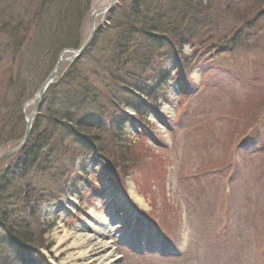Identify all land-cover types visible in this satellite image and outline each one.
Segmentation results:
<instances>
[{
  "label": "rangeland",
  "instance_id": "rangeland-1",
  "mask_svg": "<svg viewBox=\"0 0 264 264\" xmlns=\"http://www.w3.org/2000/svg\"><path fill=\"white\" fill-rule=\"evenodd\" d=\"M193 1L209 6L199 44L182 50L163 44L144 73L141 87L152 86L157 73H169L150 103L153 109L144 108L138 118L130 108L121 111L122 104L106 107L107 120L114 114L127 119L122 135L134 162L123 164L127 175L107 171L95 154L80 160L66 187L59 188L62 197L55 205L38 207L43 247L28 246L23 254L20 247L14 249L17 264H69L65 260L72 252L71 240L59 245L55 232H91L97 224L91 209L108 220L107 241L117 264H264V17L243 29L240 46L224 51L219 43L246 26L240 21L242 11L234 14L233 9L252 0ZM225 1L234 7L231 11L222 10ZM109 2L0 0V152L13 146L11 127L4 120L11 87L9 99H2L11 76L24 83V96L35 95L61 52L53 50L54 42L65 38L64 43L80 47L92 12ZM119 5L115 0L109 11ZM108 13L94 19L95 31L107 27L98 38L101 45L115 34ZM69 57L61 55L65 61L59 76L78 59ZM82 57L78 60L87 61ZM32 107L28 104L27 115ZM58 130L64 135L65 130ZM17 154L0 161V171L15 163ZM41 174L31 170L26 182L35 184ZM155 225L169 238L158 234ZM135 226L138 244L132 249L134 241L131 246L124 241ZM3 251L0 260L9 258Z\"/></svg>",
  "mask_w": 264,
  "mask_h": 264
},
{
  "label": "trees",
  "instance_id": "trees-1",
  "mask_svg": "<svg viewBox=\"0 0 264 264\" xmlns=\"http://www.w3.org/2000/svg\"><path fill=\"white\" fill-rule=\"evenodd\" d=\"M120 5L119 9L109 11L107 15L115 34L108 35L107 42L101 45L98 38L105 35L107 27L96 29L82 55V59L87 58V61L81 62L78 58L68 67L54 86L50 107L45 97L42 104L48 107L44 113L49 120L38 116L35 119L28 145L22 150L25 163L0 171V249H4L5 254L9 253V258L0 260V264H15L13 262L18 257L14 249L20 245L27 244L35 249L43 247L45 231L36 225L35 207L60 194L59 188L65 183L79 153L83 155L95 150L106 166L118 173L125 172L123 164L134 163L128 159L127 143L122 135L126 119L116 117L107 123L106 107L116 108L122 104L124 108L135 110L137 117L142 116V110L151 107L150 103L155 102L156 96L162 92V85L169 78V74L162 71L158 79L152 81V90L149 91L148 86L141 87L151 59L157 56V50L163 44L171 49L198 45L199 34L206 25V13L209 12L208 4L193 0H120ZM222 5L224 11L234 8L229 7L226 1ZM235 9L234 14L242 11L240 21L246 26L234 29L230 40L219 43L224 51L240 46L241 34L245 33L243 29L264 17V0H252L241 9L236 6ZM64 42L65 38L55 41L53 50L59 53L65 48H79L78 44ZM99 49L103 50L99 52L101 55L97 54ZM165 56L171 58L172 54L167 52ZM184 61L187 64L188 60ZM82 65H87V69L84 70ZM10 79L13 80L10 87L24 86L14 74ZM7 90L8 87L5 94ZM15 90L16 96H24L23 91ZM62 91L63 94L58 96ZM140 95L146 101L140 99ZM11 108L5 118L19 119L18 111ZM119 109L123 108L120 106ZM58 128L65 130L64 135L59 134ZM70 130L81 132L70 134ZM61 157L66 160L64 165L60 164ZM31 170L43 172L35 184L26 182Z\"/></svg>",
  "mask_w": 264,
  "mask_h": 264
},
{
  "label": "bare ground",
  "instance_id": "bare-ground-1",
  "mask_svg": "<svg viewBox=\"0 0 264 264\" xmlns=\"http://www.w3.org/2000/svg\"><path fill=\"white\" fill-rule=\"evenodd\" d=\"M94 33H95V31H94ZM90 43L88 44L87 47H89ZM185 46H187V45H184L181 48L177 47V49L182 50L183 47H185ZM168 48L171 49L170 47H168ZM67 49H69V48H67ZM64 50H66V48L63 49V51ZM153 60L154 59H151V61H153ZM61 64L59 66L58 73H57L56 77L53 80H51L52 82L49 84V86H47V88H45L44 93L41 96L40 104L37 108L36 114L33 116L32 120H31L28 133L26 132L27 119H28L29 114L31 113V111L33 110V108L36 104L35 96L37 95L38 91L33 96L27 94L26 96H23V97L18 96V95L16 96L13 93V96L10 99L11 100L10 106L12 107L11 110L13 109L14 111H18V113L20 115H19V119H17L18 117L15 119L14 117L12 118L11 116L9 118H4V120L8 119V123L11 127V134L12 135H10V136L12 137L11 140H12V142H14V145L12 147L7 148V149L0 152V155H2V157H3V155H5L2 159H0V161H2L4 159H9L13 154L18 153L16 156L17 158L15 160V163H13L11 165L12 169L21 166L22 163L23 164L25 163V161H24L25 157L23 155L24 152L22 150L24 149L25 146L28 145L32 130H34V125L32 124L34 117L38 116V117H42L43 119L49 120L48 118L45 117L44 112H46V110H45L46 108L48 109V107H50L49 102H50L51 95H53L55 93L53 91L54 86L56 85V83L58 81L61 80V76L58 75L60 73ZM55 66H56V63L54 64L53 70L55 69ZM159 73H157V75H159ZM11 81H13V80H11ZM9 84H11V82ZM41 86L42 85H40V87ZM40 87H39V89H40ZM8 88H10V86ZM11 88H12L13 92L16 89V87L13 88L12 85H11ZM150 90H152L151 86H149V91ZM15 91L21 93L22 89L18 88ZM9 92L10 91L7 90L6 94ZM6 94L4 93L2 99H4V97H5L4 100L9 99L10 95L8 94L6 96ZM45 97L48 100V105H47L48 107L47 106L43 107V104H42V101ZM31 103H33V107L31 109V111L29 112V114L27 115L26 114V108H27L28 104H31ZM125 109L127 110V108H123L122 110L121 109L120 110L123 111ZM129 110H130V112L131 111L135 112V110H133V109H129ZM1 119H3V118L0 117V120ZM18 125H20L21 130L17 129V127H19ZM82 125H84V124H82ZM2 130L3 129L1 128L0 129L1 135H3ZM68 131H66V133H68ZM73 132L80 133L81 131L70 130V134ZM15 138H18V139H15ZM24 140H25V142H24ZM22 142H24V145H22ZM12 150H15V151L11 154H8V152H10ZM95 155L98 156V153H96ZM85 157H84V155L79 153L75 157V159L73 160V167H76V165L80 163V160H82ZM65 163H66L65 158L61 157L60 164L64 165ZM68 173H72V172L69 171ZM62 187L65 188L66 184H62ZM61 197L62 196L59 194L57 197L49 198L48 200L43 201L40 204L43 205V207H45L44 206L45 204L55 205L56 201H58ZM40 204L35 207L36 214L38 212L37 210H38V207L40 206ZM58 205H60V204H58ZM32 209H34V208H32ZM94 210L95 209H91L90 211H91V214L93 215L94 220L96 221L97 224L96 225L91 224V226L93 225L91 232L86 233V234L83 232H79L78 230H74L71 232H65L62 229L58 230V233L55 232V236L57 237V242L59 245L66 242V241L71 240L70 243L68 244V247L70 249H72V252H71V254L68 255V258H66V260H65V261H69V264H85L86 262H88L89 264H117V258L114 255V250L111 247L110 243L107 241V238L109 237V235L111 233L109 226H108V220L103 215H97L99 213H97ZM60 233H62V235H58Z\"/></svg>",
  "mask_w": 264,
  "mask_h": 264
},
{
  "label": "water",
  "instance_id": "water-1",
  "mask_svg": "<svg viewBox=\"0 0 264 264\" xmlns=\"http://www.w3.org/2000/svg\"><path fill=\"white\" fill-rule=\"evenodd\" d=\"M114 4H115V0H110L109 4L106 7L97 9V10L92 12L89 34H88L86 40L84 41V43L80 46V48L78 50L66 49V50L61 52L60 57L57 60L55 69L50 73V75L47 77V79L43 82L42 86L40 87V89L37 92V95L35 96L36 104H35L33 110L31 111V113L29 114V117L27 119V128H26V132L27 133L29 132V125L31 123V120H32L33 116L37 112V108H38V106L40 104V101H41L40 99H41L42 94L44 93L45 88H47V86H49V84L52 82L51 80H53L56 77L60 64L63 61H65L64 59L61 58V55L63 53H70L71 55L67 59L69 61H73V60L77 59L80 55H82L83 52L85 51V49L87 48L88 44L92 40L94 31H95V26H94L95 17L98 16V15L104 14V13L108 12L109 10H111L113 8ZM24 142H25V140H24ZM24 142H22V145H24ZM14 151L15 150H12V151L8 152V154L13 153ZM4 156L5 155H3V157ZM3 157H2V155H0V159H2Z\"/></svg>",
  "mask_w": 264,
  "mask_h": 264
}]
</instances>
